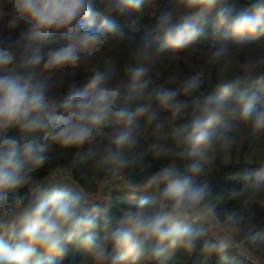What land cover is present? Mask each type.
Masks as SVG:
<instances>
[{
  "label": "clouds",
  "instance_id": "clouds-1",
  "mask_svg": "<svg viewBox=\"0 0 264 264\" xmlns=\"http://www.w3.org/2000/svg\"><path fill=\"white\" fill-rule=\"evenodd\" d=\"M141 6L0 0V264H148L177 247L192 253L201 241L226 254L241 248L238 237L264 257V233L250 219L222 218L224 197L207 179L218 153L235 143L220 127L226 117L264 131V51L208 94L202 71L170 77L174 87L156 86L150 75L162 54L201 41L209 24L210 66L227 59L230 39L264 36V0H174L122 65L93 66L114 37H127L120 18ZM88 66L81 84L79 70ZM64 74L76 78L69 83ZM162 111L184 118L165 131ZM164 137L171 142H159ZM54 149L71 151L72 169L90 163L100 188L119 181L134 204L114 210L99 202L71 169L41 178ZM148 157L169 162L153 169ZM135 167L147 174L128 177ZM243 179L245 190L264 192V165Z\"/></svg>",
  "mask_w": 264,
  "mask_h": 264
},
{
  "label": "trees",
  "instance_id": "trees-1",
  "mask_svg": "<svg viewBox=\"0 0 264 264\" xmlns=\"http://www.w3.org/2000/svg\"><path fill=\"white\" fill-rule=\"evenodd\" d=\"M226 4H234L236 0H224ZM174 3V0H141L140 9H131L126 17L120 18L119 22L127 37L113 38L111 44L93 62V66H98L101 70L109 63L117 66L128 58L129 48L133 41L145 34L155 24L156 18L167 11ZM239 6V5H237ZM102 19V14L98 17ZM215 38L211 24L207 28V35L201 41L184 50H168L162 54L155 65L152 73L154 85L174 87L168 83L172 76L183 79L197 71L206 74L205 84L202 88L204 94L211 93L218 79L222 76H231L237 70L240 63L247 57L257 55L264 51V36L250 38L244 43H239L236 39L227 41L229 48L228 57L221 64L210 66L206 63L210 49L214 46ZM91 67L88 66L79 70V80L81 84L87 76L91 74ZM60 78V77H57ZM63 78L69 83L76 77L64 74ZM178 99H185L180 96ZM262 106H264V96H262ZM184 117L172 120L171 113L161 112V119L165 122V131L177 121ZM229 134L235 136V143L225 151L218 153L207 179L213 185L214 195L224 197V203L220 206L219 212L223 218L226 215H236L249 219L258 226V231L264 233V192L253 194L250 190H245L246 182L243 176L246 172H255L261 165H264V131L253 132L242 123L237 117H226L220 126ZM155 140L157 137H151ZM159 142L170 143L167 137L161 138ZM55 159L50 165L44 166L39 170L41 178L47 177L58 167L68 166L73 173L74 180L84 186L90 192H98L99 186L96 183L97 173L91 164H85L72 169L71 151L54 149ZM167 159L153 160L148 157L145 163L151 164L153 169L159 165H166ZM183 163V162H179ZM147 171H142L141 167L131 168L127 171V176L139 179L146 175ZM108 188L103 187V198H95L104 204H110L114 210H119L120 206H132L134 201L129 199V193L119 181ZM245 247L255 253L261 254L258 249L252 248L249 241L243 237L237 238ZM257 243H262L257 241ZM203 242L189 253L183 248L177 247L169 250L158 260L150 261L148 264H252L245 256L241 255L237 248H233L225 253L208 252L203 248ZM75 264H90V260H77Z\"/></svg>",
  "mask_w": 264,
  "mask_h": 264
},
{
  "label": "built area",
  "instance_id": "built-area-1",
  "mask_svg": "<svg viewBox=\"0 0 264 264\" xmlns=\"http://www.w3.org/2000/svg\"><path fill=\"white\" fill-rule=\"evenodd\" d=\"M70 170V168L68 166H64V167H58V168H55L53 170V174H62V173H66ZM52 175V174H50ZM71 175H72V178L74 179L73 177V173H72V170H71ZM237 242L241 245V248L238 249L239 252L241 253V250L246 248L245 245L240 242L238 239H237ZM249 251V250H248ZM250 255H248L246 257V259H248L252 264H264V257H262V255L260 254H255L251 251H249ZM244 256V255H243Z\"/></svg>",
  "mask_w": 264,
  "mask_h": 264
},
{
  "label": "rangeland",
  "instance_id": "rangeland-1",
  "mask_svg": "<svg viewBox=\"0 0 264 264\" xmlns=\"http://www.w3.org/2000/svg\"><path fill=\"white\" fill-rule=\"evenodd\" d=\"M51 174L54 175L53 171L51 172ZM111 184H114V183L112 182ZM111 184L107 185L108 188L111 186ZM98 188H99L98 192H91V193H92L94 198H99V197L103 198L105 196L104 194H102V189L103 188H100V187H98Z\"/></svg>",
  "mask_w": 264,
  "mask_h": 264
}]
</instances>
